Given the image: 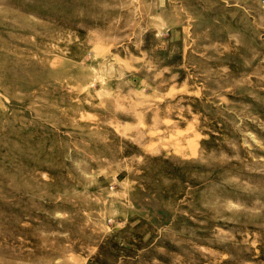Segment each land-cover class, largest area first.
Segmentation results:
<instances>
[{"label": "rangeland", "instance_id": "rangeland-1", "mask_svg": "<svg viewBox=\"0 0 264 264\" xmlns=\"http://www.w3.org/2000/svg\"><path fill=\"white\" fill-rule=\"evenodd\" d=\"M0 264H264V0H0Z\"/></svg>", "mask_w": 264, "mask_h": 264}]
</instances>
